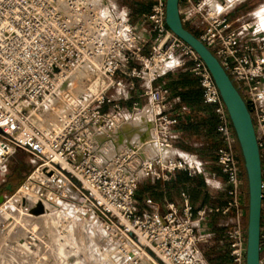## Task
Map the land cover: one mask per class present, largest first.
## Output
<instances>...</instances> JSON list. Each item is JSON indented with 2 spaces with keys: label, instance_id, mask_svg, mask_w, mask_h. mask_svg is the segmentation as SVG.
I'll list each match as a JSON object with an SVG mask.
<instances>
[{
  "label": "built area",
  "instance_id": "1",
  "mask_svg": "<svg viewBox=\"0 0 264 264\" xmlns=\"http://www.w3.org/2000/svg\"><path fill=\"white\" fill-rule=\"evenodd\" d=\"M180 1L183 24L223 65L253 122L262 166L264 264V34L250 18L232 21L226 9L212 13L214 0ZM165 7L166 0H152L135 24L107 0H0V167L10 148L26 151L35 161L28 180L38 183L37 197L50 203L75 198L58 183L61 176L72 184L82 203L76 206L97 220L115 264H147L143 253L161 264H209L201 250L207 234L194 216L200 221L213 209L193 211L184 198L181 208L170 202L158 211L151 199L135 198L142 178L167 180L176 170L193 173L194 166L175 155H150L139 149L142 142L122 145L130 110H147L144 129L160 149L171 147L176 119L168 114L169 89L151 82L169 70L189 71L218 116L223 144L216 161L231 196L221 212L235 209L228 253L232 264H246L235 132L207 66L167 27ZM80 70L81 78L71 81ZM130 97V108L119 101ZM106 148L112 154L105 155Z\"/></svg>",
  "mask_w": 264,
  "mask_h": 264
},
{
  "label": "crops",
  "instance_id": "2",
  "mask_svg": "<svg viewBox=\"0 0 264 264\" xmlns=\"http://www.w3.org/2000/svg\"><path fill=\"white\" fill-rule=\"evenodd\" d=\"M107 1L115 10L125 13L127 18L135 24L138 23L144 13L150 11L152 5V0ZM217 2L215 0L214 3ZM262 3H264V0L254 2L252 6L254 11ZM184 7L185 4L180 1L179 9L182 10ZM249 9L251 8L246 6L241 11L230 9L229 12L231 13H226V16L232 21L239 17L251 18V15L255 12H248ZM253 24L256 28L261 29V33L264 34V26L259 23L257 14L254 16ZM185 72L181 69L169 70L164 75L154 79L151 84L154 86L163 85L169 89L170 108L168 114L176 119L172 126L171 147H165L167 149L166 154L186 159L190 165L194 166V172L189 173L188 170L183 169L176 170L173 176L167 180L142 178L135 190V198L140 203L146 199H151L153 208L158 211H163L166 204L170 202L181 208L184 198L188 199L193 211L213 209L200 221L196 215L194 216L197 227L207 234V241L201 245V248L204 251L207 243L208 246L217 251L216 262H209L206 257L204 258L209 264H232L227 249V232L232 227L235 209L230 208L224 213L221 212L223 208L227 207L231 196L228 193L229 185L226 182L225 174L216 161L217 150L223 144L217 132L218 116L214 111V106L203 101V90L198 78L192 73L187 75ZM134 100L135 97H131V101ZM144 102H146V98H139L140 104ZM149 117L147 110L135 113L128 125L129 127L125 129L126 135L123 138L121 137L122 140L127 137L122 141V145L129 144L133 138L132 143L142 142L139 145H143V151L148 154L162 153L157 144H155V150L148 149L149 143L147 141L151 138V131L145 130L144 125ZM132 127L134 131H138H135L136 134L138 133L137 136L135 133L133 134ZM137 127H140V129ZM128 131L130 133H127ZM129 134L130 137L127 136ZM116 137L120 138L117 135ZM234 150L242 176L240 202L244 220L248 200L247 178L236 135L234 137ZM216 208L220 211H214Z\"/></svg>",
  "mask_w": 264,
  "mask_h": 264
},
{
  "label": "rangeland",
  "instance_id": "3",
  "mask_svg": "<svg viewBox=\"0 0 264 264\" xmlns=\"http://www.w3.org/2000/svg\"><path fill=\"white\" fill-rule=\"evenodd\" d=\"M217 1L212 5V12L226 9V13H231L230 9L241 11L245 6L251 8L248 12H252L254 11L252 6L257 0ZM254 12L257 14L259 23L264 26V20L259 18L260 15L264 16V3L259 5ZM255 14L251 15L252 21ZM77 72L80 74L81 70L73 73L71 81L81 78L83 72L80 75H77ZM80 88L81 85L75 91ZM119 101L123 106L131 107V97ZM130 112L131 119H133L137 112L132 110ZM34 166V159L26 151L16 149L6 155L0 167V264H115L112 254L107 249L103 229L93 216L83 215L79 211L80 208L76 204L82 205V203L78 200V194L72 190L73 188L65 179L62 180L61 185L75 196V198L56 202L65 214L49 212L42 218L40 216L42 215L41 206L35 205L33 200L29 201L32 198L28 202L23 201L22 196H26L25 192L30 190V187H32L31 191L34 190L33 193L36 194L35 189L38 183L28 180ZM47 201L50 202V200ZM247 206L248 200L246 209ZM59 215H65L66 218L59 217ZM58 218L60 220L62 218L63 222H58ZM67 218L68 228L65 227ZM243 221L247 228V213ZM29 235H35L36 240H30ZM201 250L209 262H216L217 251L214 248L206 243L204 251L202 248Z\"/></svg>",
  "mask_w": 264,
  "mask_h": 264
},
{
  "label": "water",
  "instance_id": "4",
  "mask_svg": "<svg viewBox=\"0 0 264 264\" xmlns=\"http://www.w3.org/2000/svg\"><path fill=\"white\" fill-rule=\"evenodd\" d=\"M165 23L203 60L228 112L243 157L247 178L246 264H259L262 166L248 107L216 56L183 24L179 12V0H166Z\"/></svg>",
  "mask_w": 264,
  "mask_h": 264
},
{
  "label": "bare ground",
  "instance_id": "5",
  "mask_svg": "<svg viewBox=\"0 0 264 264\" xmlns=\"http://www.w3.org/2000/svg\"><path fill=\"white\" fill-rule=\"evenodd\" d=\"M91 2L94 4H96V3H98L99 2V0H91ZM215 2V0L213 1V3ZM212 3V4H213ZM229 3V2H228ZM229 6V5H228ZM212 8V7H211ZM214 8H216V7H214ZM222 10H224V9H222ZM222 10H219V11H222ZM219 11H215V12H212V13H216V12H219ZM259 14H261V13H259ZM259 18H260V20H264V16H262V15H260L259 16ZM263 22V21H262ZM175 62V61H174ZM82 73V70H81V72H80V74ZM77 75L79 74L78 72L76 73ZM79 74V75H80ZM76 75V76H77ZM149 119V118H148ZM135 121V120H134ZM134 123V122H133ZM142 124V123H141ZM132 125V124H131ZM141 126V125H140ZM134 128L136 127V126H133ZM133 127L131 128L132 130H133ZM138 128V127H137ZM142 128H143V126H142ZM138 129H140V127L138 128ZM132 130H130V131H132ZM134 131V130H133ZM136 131V130H135ZM135 131L133 132V134L135 133ZM136 132H138V131H136ZM127 133H130L129 131L127 132ZM151 133H152V131H151ZM131 134H132V132H131ZM132 134V135H133ZM138 134V133H137ZM137 134L135 133V135L137 136ZM134 135V136H135ZM128 137H130V134L129 135H127ZM151 138L149 139V141H147V143H149V145H148V149L149 150H152V149H154V148H156V146H155V144H157L158 145V143L156 142V140L152 137V134H151V136H150ZM127 138V137H126ZM126 138H124V139H126ZM138 138V137H137ZM123 139V140H124ZM129 139H131V138H129ZM129 139H128V141H129ZM133 139V138H132ZM132 139H131V141H130V143H132ZM122 140V141H123ZM134 141V140H133ZM147 143H145V145H147ZM145 147H147V146H145ZM143 145H139V149L140 150H142L143 151ZM147 149V150H148ZM14 150H16L14 147H12V148H10V152L11 151H14ZM145 150V149H144ZM155 150V149H154ZM162 150V153H164V154H166V152H167V149L166 148H162L161 149ZM153 151V150H152ZM104 152H105V155H110V154H112V152H113V149H111V148H106L105 150H104ZM110 153V154H109ZM154 153V152H153ZM167 155V154H166ZM62 178V177H61ZM59 179V181H58V183H63L62 182V180L64 179V178H62V179ZM68 183V182H67ZM69 185L73 188L72 190L73 191H75L77 194H78V191L76 190V188H74L73 186H72V184H70L69 183ZM30 187V186H29ZM35 187H36V185H35ZM28 188V187H27ZM31 189H32V187H30ZM29 188V189H30ZM33 188H34V186H33ZM22 189V188H21ZM31 189L30 190H28V191H26L25 193V195L26 196H22V197H24V199H23V201H27L28 202V200L29 199H31V200H29V201H31L32 202V200L34 201V203H35V205H37V206H41V212H42V215H40V214H38V215H40V216H42V218L43 217H45L46 215H47V213H52V214H61V213H63V214H65L64 213V211H63V209L61 208V207H59L58 205H57V203L55 204V202H52V203H50V202H48L47 200H45V199H43V200H41V199H39L38 197H37V195L36 194H34L33 193V191L34 190H32L31 191ZM24 190V189H23ZM26 190V189H25ZM36 193V192H35ZM50 200V199H49ZM39 201H42V203L40 204L39 203ZM30 202V203H31ZM44 202V203H43ZM31 205V204H30ZM58 206V207H57ZM18 207V206H17ZM36 207V206H35ZM25 209V208H24ZM35 209V208H34ZM26 210V209H25ZM29 214H31V213H29ZM62 214V215H63ZM35 215V214H34ZM37 216V215H36ZM34 217V216H33ZM38 217V216H37ZM58 217V216H57ZM59 217H64V218H66L65 217V215L64 216H61V215H59ZM54 220H55V218H54ZM59 221H62V218H61V220L58 218V222ZM63 222V221H62ZM67 225L65 226L66 228H68L69 226H68V218H67ZM33 224H34V222H33ZM60 224V223H59ZM62 224V223H61ZM64 224V223H63ZM66 224V223H65ZM64 224V225H65ZM64 227V226H63ZM64 227V228H65ZM37 228V227H36ZM91 231V230H90ZM143 256H144V259L146 260V262H148L149 264H157V263H155V262H153L151 259H150V257L146 254V253H143Z\"/></svg>",
  "mask_w": 264,
  "mask_h": 264
},
{
  "label": "trees",
  "instance_id": "6",
  "mask_svg": "<svg viewBox=\"0 0 264 264\" xmlns=\"http://www.w3.org/2000/svg\"><path fill=\"white\" fill-rule=\"evenodd\" d=\"M189 73L191 74V72H189V71H186V72H185V74H187V75H189Z\"/></svg>",
  "mask_w": 264,
  "mask_h": 264
}]
</instances>
